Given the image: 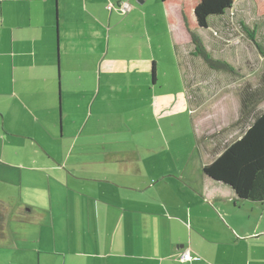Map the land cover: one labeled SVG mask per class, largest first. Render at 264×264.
<instances>
[{"label":"crops","instance_id":"crops-1","mask_svg":"<svg viewBox=\"0 0 264 264\" xmlns=\"http://www.w3.org/2000/svg\"><path fill=\"white\" fill-rule=\"evenodd\" d=\"M181 11L159 0H0V203L29 264H264V202L238 198L203 173L207 158H185L142 120L146 110L159 124L168 106L161 55L190 102ZM27 207L32 221L15 218Z\"/></svg>","mask_w":264,"mask_h":264},{"label":"rangeland","instance_id":"rangeland-1","mask_svg":"<svg viewBox=\"0 0 264 264\" xmlns=\"http://www.w3.org/2000/svg\"><path fill=\"white\" fill-rule=\"evenodd\" d=\"M235 3L222 17L209 18L207 28L196 31L211 58L228 62L234 68L232 72L218 67L210 68L200 56H193L194 46L190 34L185 36L179 31L178 18L173 14L177 34H182L177 42V57L190 102L183 97L177 63L173 72L171 65L167 64L169 61H163L161 55L165 76L162 71L158 72L159 90L162 103L166 102L168 106L159 109L164 110L159 114V124L154 123V117L150 118L146 110L142 120L144 124L149 123L154 127V139L178 144L185 158H208L210 149L216 143L237 137L245 123L252 121V117H249L245 122V115L242 120L239 119L242 90H247L248 86L250 90L264 87V16L258 14L252 0H238ZM242 23L248 29H255V39L262 53L249 40ZM262 109L264 99L256 103L255 111ZM197 131L202 132L205 138V150L194 147V134ZM188 144L193 147L192 153L189 152ZM10 223L13 222L10 221L5 227L4 221V233L14 232ZM4 235L0 239V264H29L28 259L32 257L28 258L30 252L25 250L27 245L15 248L7 239V234Z\"/></svg>","mask_w":264,"mask_h":264},{"label":"trees","instance_id":"trees-1","mask_svg":"<svg viewBox=\"0 0 264 264\" xmlns=\"http://www.w3.org/2000/svg\"><path fill=\"white\" fill-rule=\"evenodd\" d=\"M159 1L163 7L171 4L182 5L185 25L194 46L193 56H200L210 68L218 67L229 72L234 71V68L228 62L211 58V55L205 49L200 34L196 31L199 28H207L209 18L224 15L238 0ZM252 1L258 10V14L264 16V0ZM166 20L168 23H172L169 15H166ZM242 27L249 40L260 51V45L255 39V29H248L243 23ZM261 89L250 90L248 86L247 90H242L239 119L242 120L243 115H245V122L249 117H252V121L249 122L248 120L245 123L237 137L216 143L210 149L207 161L203 165V173L206 176L230 186L238 198L255 203L264 202V109L259 112L255 111L256 103L264 99V90ZM249 108L251 109L245 114ZM195 143H199V146L204 149L206 147L204 140H195ZM30 211L27 207L23 212L17 213L15 218L28 222L31 219ZM5 212L6 208L0 203V239L5 234ZM181 254H179L178 259Z\"/></svg>","mask_w":264,"mask_h":264},{"label":"built area","instance_id":"built-area-1","mask_svg":"<svg viewBox=\"0 0 264 264\" xmlns=\"http://www.w3.org/2000/svg\"><path fill=\"white\" fill-rule=\"evenodd\" d=\"M110 7V6H109ZM180 261H191V260H196L198 257H192L188 252H183L180 257Z\"/></svg>","mask_w":264,"mask_h":264},{"label":"water","instance_id":"water-1","mask_svg":"<svg viewBox=\"0 0 264 264\" xmlns=\"http://www.w3.org/2000/svg\"><path fill=\"white\" fill-rule=\"evenodd\" d=\"M180 13H181L180 15H181V18H182L183 23H184L185 30L188 32V29H187V27L185 25V20H184L183 12L181 11ZM188 34H189V32H188Z\"/></svg>","mask_w":264,"mask_h":264}]
</instances>
